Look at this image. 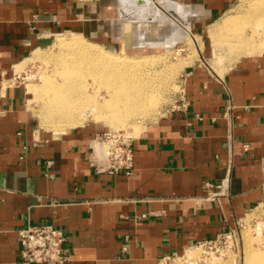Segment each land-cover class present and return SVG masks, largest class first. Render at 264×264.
<instances>
[{"label": "crops", "instance_id": "crops-1", "mask_svg": "<svg viewBox=\"0 0 264 264\" xmlns=\"http://www.w3.org/2000/svg\"><path fill=\"white\" fill-rule=\"evenodd\" d=\"M199 1L192 15L205 24L237 0ZM142 30L157 36L119 0H0V264H35L18 233L39 223L64 230L63 264H159L264 204V51L220 72L202 49L182 78L187 107L134 136L130 172L93 164L95 124L59 135L37 127L18 66L64 33L117 53L162 48L141 44Z\"/></svg>", "mask_w": 264, "mask_h": 264}, {"label": "rangeland", "instance_id": "rangeland-1", "mask_svg": "<svg viewBox=\"0 0 264 264\" xmlns=\"http://www.w3.org/2000/svg\"><path fill=\"white\" fill-rule=\"evenodd\" d=\"M156 1L158 2V4H160L159 6L157 5ZM198 1L199 0H169L168 2V0H139V1L138 0H128L130 4V10H127L123 4L124 1L119 0V5L121 7L122 13L124 12V14L128 15L130 19H133V20L137 19V21H139L140 23L141 22L153 23V27L155 28L157 26H161L162 28L163 27L162 25L166 22L167 23L169 22V24H172L174 26L171 29H169L171 36L173 37L172 38L173 40L167 43L168 48H164L165 45L162 44V42H164V39H163L164 37H162V35L159 34L158 30L156 31L157 38L153 37V39L152 38L147 39L146 36H144V35H147V33L144 30H142L141 37L143 40L140 41L141 44L149 43L156 47H162V48L156 51H146V52L141 51V52L125 53V54L132 55L133 57L134 56L140 57V58L142 57V59H145L144 61L146 63L144 62L143 64L144 66L142 65L140 67L141 69H145L146 71L151 70L150 72L154 74H155V71H158V72L160 70L162 71V72L160 71L159 73L156 72V75L154 77H156L157 80H154L155 78L153 77L150 79V81L152 82L151 84L149 81V85L151 86L152 89L150 88V86L149 88L151 89L152 94H154V96L157 94L156 95V98H157L156 100L158 102L156 105L157 107L155 106L154 109H149L144 115H142V117L131 119L130 120L131 123L125 126H116L113 123H111L109 120H107L106 118L98 117L96 113L93 114V111L91 109H88L86 111L85 116L83 117L85 119H82L83 122L75 126L86 124V123H91V124H95L96 126H99V128L102 129L103 131L118 130V131L126 132L127 134L133 137L138 136L142 133V131L147 127L148 124L158 120L159 117L162 116L163 113H165L167 110L171 109L175 104L178 103L179 94L182 88L181 82H182V78L185 73L186 67L187 65L191 64L196 58L199 57V53L202 49L205 50V52L208 54V57H207L208 63H210V65L218 69L220 72L223 71L231 63H233L236 59H238L241 55L248 53L246 51H240V52L237 51L236 53L235 50H231V48L228 47V44L224 46H220L217 49L215 47L214 41L211 38V28L216 23V21L217 22L220 21L221 18L224 17V15L226 16L228 14L234 13L236 10V7L239 6L240 4L242 3L252 4V3H258V2L264 3V0H237L231 6L230 9H228L226 12H221L220 16L214 18L213 20L205 24L200 23V22L198 23L197 21H195L194 19L196 17L192 15L198 9H200V7H202L201 6L202 4L201 3L199 4ZM165 4L166 5L168 4V5L166 6ZM259 8H258L259 11H256V13L259 12L260 14H262V12H264L263 11L264 4L260 6ZM242 17L240 16V18L244 20V17L243 18ZM248 18H251V24L246 25V26L244 25V28H246L244 29V32H246V34H250L251 30H253L254 32L255 31L254 28L256 26H259L258 28L257 27L256 28L259 30L260 33L259 32L254 33L255 35L257 34L256 36L255 35L254 36L257 40H259V38L260 39L263 38L264 37V24L261 26L258 25V23H256L257 21L255 22V15L248 17ZM159 21L161 22L163 21L162 23L160 22L162 25L161 24L158 25ZM252 24L254 25L252 26ZM178 25L180 27H178ZM198 26L200 27L202 32L197 30ZM177 29H178V32H176ZM185 34L188 36L186 37ZM257 36L258 37L261 36V37L258 38ZM174 37L176 38L177 41L178 40L180 41L176 42ZM61 38H65L70 41L81 39L85 41L86 43L91 41V40H87L81 34H78V33L58 34L56 37H54L50 41V43L47 46L43 47L42 49H37L32 54V56L28 59V61L24 63L23 66L22 65L18 66V68H20L19 70L25 71L23 73V76L25 77L24 80L26 84L28 85V89L32 88L30 86L33 84L32 86L34 88L35 93L30 91L31 94L30 93L28 94L27 107L35 118V124L37 125L38 128L45 130L47 132H50L51 134H54V135H59L62 132H65L75 126L70 127V126L64 125L65 127L64 126L58 127L57 125V127H55L54 124L56 125V123L57 124H60V123L59 122L52 123L50 121L52 123L51 124L47 120L48 117L44 119L45 117L43 116L44 112H42V110L44 109L42 107L43 106L42 104H44V101L40 97V94L37 92L36 88L37 86L42 84L43 82L42 76L44 75L54 76V77L57 76L56 78L58 80L62 79V76L58 72L62 69V66L59 67L61 64L57 62L60 56H63L65 54L67 56L68 54L66 52V48H63L64 46L63 43L59 40ZM173 41L176 43L173 44ZM91 42L96 44L95 46L99 49H101V47L104 49H107L104 46L94 41H91ZM149 62H151V64H149ZM56 68L57 70H55ZM87 80H88V83L91 84V86L95 84L97 85V82H94L92 77L90 76L87 77ZM34 85H37V86H34ZM101 92H102V95L105 94L106 92L105 86L101 87ZM42 116H43V119H41ZM43 120H45L46 122H44ZM49 125L52 127H50ZM236 228H237L238 235H239L238 242H236L235 240H221L217 242L216 244H212V245H207V246H202V247L196 246L192 248L191 251H187V252L192 253V255L197 258V262H196L197 264H246V262L244 261L245 253H246L245 248L248 247V245L252 247H257V246L259 247L264 244V204L256 205L252 207L251 209H249L247 213L241 218ZM259 231L261 234H259ZM258 237L263 238V239L259 240ZM196 263H192V264H196ZM159 264H167V263L164 260H161Z\"/></svg>", "mask_w": 264, "mask_h": 264}, {"label": "bare ground", "instance_id": "bare-ground-1", "mask_svg": "<svg viewBox=\"0 0 264 264\" xmlns=\"http://www.w3.org/2000/svg\"><path fill=\"white\" fill-rule=\"evenodd\" d=\"M123 1L125 8L130 10V4L128 0ZM156 3L158 6L160 5L157 1ZM263 4V2L252 4L242 3L236 7L234 13L228 14L226 16L224 15L220 21H216V23L211 28V38L214 41L215 47L218 49L220 46L228 44V47L231 48V50H235L236 53L237 51H246L248 53L264 51V37L260 39L259 37L261 36H257L259 38V40H257L255 38L257 34H254L259 32L257 29L259 26L254 28V32L251 30L250 34H246V32H244V29H246L244 28V25L246 26L251 24V18L248 17L255 15V22L257 21L256 23H258L260 26L264 24V12H262V14L259 12L256 13V11H259L258 8ZM240 16H243L244 20L241 19ZM160 22L161 21H159L158 25L162 23ZM144 23L146 24V22H141V24ZM253 25L254 24H252V26ZM162 26V28L161 26H157L155 29L156 31L158 30L162 37H164V42H162L163 40L161 41L162 44L165 45L164 48H168L167 43L173 40L169 29L174 26L169 24V22L164 23ZM178 27L180 26L178 25ZM178 29L176 32H178ZM187 36L188 35H186V37ZM174 39L176 40L175 37ZM59 40L63 43V48H66V52L68 54L67 56L66 54H62L63 56H60L57 62L61 64L59 67L62 66V69L58 71L62 76V79L58 80L56 78L57 76L54 77L44 75L42 76V84L39 86L34 85L37 86L36 90L44 101V104H42L44 109H41L42 112H44V114L42 113L43 116H45L44 119L48 117L47 120L49 122H59L60 124H54L55 127H57V125L58 127H63L64 125L72 127L82 123V119H85L83 117L85 116L88 109H91L93 114L96 113L98 117L106 118L116 126H125L131 123V119L142 117V115H144L149 109H154V107L157 105V94L155 96L152 94V88L149 85V81L156 75V72L158 71H155L154 74L150 72V69V71L141 69L140 67L145 62V59H142V57H133L129 54L117 53L109 49H104L100 45L99 46L101 49H99L95 46L96 44L91 41L86 43L81 39L70 41L65 38H61ZM141 40H143L142 37ZM178 41L176 40V42ZM176 42L173 41V44ZM149 64H151V62H149ZM55 70H57V68ZM89 76L93 78L94 82H97V85L95 84L91 86V84L88 83L87 77ZM154 78V80H157L156 77ZM151 83L152 82L150 81V84ZM32 85L30 86L32 88H29V91L34 92ZM102 86H105L106 88L104 95H102L101 92ZM43 116L41 119H43ZM43 121L46 122L45 120ZM99 146V144H96L97 148H99ZM259 234H261L260 231ZM258 238L259 240L263 239L260 237ZM245 249L246 253L244 261L246 264H264V244L259 247H252L248 245V247ZM189 255H192V253H189Z\"/></svg>", "mask_w": 264, "mask_h": 264}, {"label": "built area", "instance_id": "built-area-1", "mask_svg": "<svg viewBox=\"0 0 264 264\" xmlns=\"http://www.w3.org/2000/svg\"><path fill=\"white\" fill-rule=\"evenodd\" d=\"M187 105L188 102L182 98L172 109L186 108ZM133 140L134 137L126 132L103 131L92 142V156L95 159L93 164L101 167L102 170L111 172H130L134 165ZM96 144L100 145L99 148L96 147ZM18 234L21 243V256L24 260L35 264H63L68 260L65 251L67 236L60 227L52 223L29 224L22 227ZM238 239L237 228H230L219 233L215 238L197 243L180 255L168 256L163 260L167 264L196 263L197 258L187 252L192 248L216 244L221 240L238 242Z\"/></svg>", "mask_w": 264, "mask_h": 264}]
</instances>
